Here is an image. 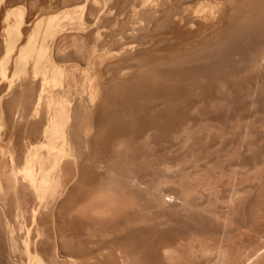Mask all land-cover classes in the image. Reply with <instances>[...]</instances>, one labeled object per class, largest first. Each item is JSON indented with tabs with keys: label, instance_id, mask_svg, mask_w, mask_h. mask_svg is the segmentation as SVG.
Listing matches in <instances>:
<instances>
[{
	"label": "bare ground",
	"instance_id": "1",
	"mask_svg": "<svg viewBox=\"0 0 264 264\" xmlns=\"http://www.w3.org/2000/svg\"><path fill=\"white\" fill-rule=\"evenodd\" d=\"M63 1L60 10L33 20L24 5L6 4L0 233L7 260L264 264V100L250 105L259 89L257 97L264 99V42L251 49L248 74L237 70L241 76L231 77L233 83L254 84L242 91L252 99L250 109L219 104V92L231 79L218 82L215 75L213 89L204 94L205 81L194 83L206 74L196 80L189 69L208 58L202 56L210 50L198 47L207 46L203 40H212L223 21L264 37V0ZM208 30L217 33L206 37ZM241 35L232 40L241 41ZM169 70L183 72L188 82L194 76L189 91L175 83L181 96L174 90L172 96L178 98L168 92L170 98L156 99L151 91L142 97L150 82L165 87L173 81H166ZM126 90L142 91L141 98ZM117 93L131 99L113 100ZM161 134L166 136L158 147L154 137ZM101 139L111 142L107 156ZM98 142L101 147L93 149Z\"/></svg>",
	"mask_w": 264,
	"mask_h": 264
},
{
	"label": "rangeland",
	"instance_id": "2",
	"mask_svg": "<svg viewBox=\"0 0 264 264\" xmlns=\"http://www.w3.org/2000/svg\"><path fill=\"white\" fill-rule=\"evenodd\" d=\"M34 1H35V0H33V2H32V0H21V1H20V0H18V1H17V0H15V1H14V0H0V39H1V40H0V60L4 57V52H5L4 49H5V28H6V21H5V19H6V15H4V14H5V10H6V6H7V5H9V4H13V5H14L15 3L18 4V5H24V6L26 7V10H27L26 12L28 13L27 15H28L29 17L31 16L30 18L33 20V19H36V18L40 17L41 15H44L46 11L49 13V11H50V12H51V11H52V12H53V11L55 12V11H57L59 8L61 9L62 5L65 3L63 0H55V1H54V0H38V1L41 2V3L37 2V0H36L35 2H34ZM51 1H52V2H51ZM167 1H170V0H167ZM171 1L173 2V0H171ZM174 1H175V0H174ZM13 2H14V3H13ZM195 2H196V1L191 2L192 4H190V5H195ZM35 3H36L37 5H34ZM62 3H63V4H62ZM66 3H67V1H66ZM193 3H194V4H193ZM6 4H7V5H6ZM26 4H27V5H26ZM32 4H33V10H32V8H31ZM29 5H30V6H29ZM38 6H39V7H38ZM53 6H54V8H53ZM44 7H46V8H44ZM58 7H59V8H58ZM2 8H3V9H2ZM52 8H53V9H52ZM60 9H59V10H60ZM43 11H44V12H43ZM47 12H46V14H47ZM40 13H42V14H40ZM11 19H12V18H11ZM223 22H224L225 24H223V25H219V24H220V23H219V24L216 26V28H215V30L218 31L219 33L223 32V33L221 34L222 36H221L219 33H217L215 30H214V32H213L212 34H211V33L209 34V32H210V31L212 32V30H208V31L206 32L207 34H206V33L204 34V35H207L206 37H209L208 34L212 37L213 34H215V32L217 33V35L215 34V36L217 37V39L215 38V41L213 40L215 36L212 37V38H213L212 40H209V38H206L207 40H209V44H210V46L212 47V50H213V51H211L210 47L208 46L209 44L206 43V41H207L206 39H205V42H204V40H203V43H204V44H207V46L203 45V47L205 46L204 48H203L202 46H201V47H198L199 50H200V49L203 50V49H205V48L207 47L205 50H207V49H208V51L210 50V51L208 52V55L210 56V54H211L212 57H213V53H216V52H215L216 50H217V53L220 52L221 54H220V55L218 54V55L220 56V59H219V60H218L219 57H218L217 53L215 54V55H217V56H216V57H213V58L207 56V54H206V55L202 54V55H204V56H202V57H205V56L208 57V58H206V59L209 60V61H208L209 63H210V58H212L213 60L211 59V61H212L211 63H212V65L214 64L213 67H215V64L219 61L218 64H220L221 67H223V68L221 69V68H220V65H217V64H216V68H218L219 70H218V69L216 70V68H215V69H212V65H211V63H210V64H209V63H206L207 60H206L205 58H204V59H205L206 61L204 60V61L202 62L203 65L200 63L202 66H200L199 63L196 64L197 67H199L198 70H200V71L202 72V74H201V72H199L198 70L196 71L197 67H196L195 64H194L193 66H195L196 68L192 67V65H191V67L189 68V69H192V73H193V75L195 76L196 80H197L198 78H201L202 76H203V78H204V76H205V74H206V76H205L204 79H201V81H199L200 79H198V80H197L198 83H197L196 81H195V83H194V86L199 87V86H200V83L202 84V83L205 81V83H203L204 85L202 84V85L200 86L201 89L204 88V90H201V91L204 92V94H206V93L208 94V93L210 92V88H211V87H212L211 90L213 89V87H214L213 85H215V83H216V81H215L216 78L213 79V77H214L215 75H216L217 78H218V80L216 79L218 82L220 81L219 79H222V80H223L224 78H227V81L229 82V80L231 79L232 76L235 77V76L238 75V74H236V75L234 74V73L237 72V70L239 71V73H242V74H244V75H245V74H248V68H247V67H249V65H250L249 63H250V61H251V59L249 58L251 55L249 56V53L251 52V49H252V48H254V52H255V47H253V46H257V47H258L259 45H255V43L258 44V43H259V40L261 41L260 44H262V42H264V37H263L262 35H259V34L256 33V32L254 33V31L250 32L251 30L249 31V29H248V31L250 32V34H249V32L247 31V29H245V31H247V32H244V33L247 34V36H248V35L251 36V35L253 34V35L251 36V39H250V37H247V36H246V38H245V37H244V36H245L244 33H243V32H240V30L238 31V30H237L238 28L236 29V27L233 26L234 24H229V25H230V27H229V26L227 25V24H228L227 21H226V22L223 21ZM221 24H222V23H221ZM4 25H5V26H4ZM224 25H225V26H224ZM220 26H221L222 28H220ZM227 26H228V27H227ZM223 27H224V28H223ZM225 27H227L228 31L226 30ZM231 27H232V28H231ZM233 27H234V29H235L234 33H233V31H229V29L234 30ZM219 28L222 29V30H220ZM218 29H219V30H218ZM223 29H224L225 32L223 31ZM241 29H242V28H241ZM226 31H227V32H226ZM235 32H236V33H235ZM238 32L241 33L242 35H241V34H238ZM224 33H225V34L227 33V35H224ZM251 33H252V34H251ZM1 34H2V35H1ZM232 34H234V35H232ZM236 34L242 36L241 39H240L241 41H239V39H237L238 42H236V41L234 42V39L232 40V36H233V37H234V36L236 37ZM254 34H256V35H255V38H254ZM258 35H259V36H258ZM1 36H2V37H1ZM218 36H219V37H218ZM226 36H227L228 38H226ZM220 37H222V38H220ZM223 37H224V38H223ZM235 37H234V38H235ZM237 37L240 38V36H237ZM237 37H236V38H237ZM258 37H259L260 39H259ZM261 37H263L262 40H261ZM204 38H205V37H204ZM229 38H231V39H229ZM243 38L246 39V40H247V38H248L249 40L246 41V42H244V39H243ZM253 38H254V39H253ZM257 38H258V39H257ZM210 39H211V38H210ZM221 39H222V40H221ZM223 39H224V41H223ZM220 40H221V42L223 41V43H221V42L219 43ZM228 40H229L231 43H230ZM257 40H258V41H257ZM210 41H213V42H210ZM217 41H218V43H216ZM249 41H250V43H248ZM192 42H194V41H192ZM2 43H3V44H2ZM187 43H190V42H187ZM195 43H196V42H194V45H195ZM203 43H202V44H203ZM225 43H226V44H225ZM227 43L231 44V48L229 47V44L227 45ZM233 43H234V44H233ZM237 43H238V44H237ZM245 43H247V44H249V45H251V44L253 43V45H251V47H250L249 45H247V44H245ZM202 44H201V45H202ZM214 44H215V45H216V44H222L223 46L220 45L221 47H220V46L218 47V46L216 45V46H217V48H216V47H213V46H215ZM224 44H225V45H224ZM189 45H190V44H189ZM233 45H235L234 48H233ZM243 45H244V46H243ZM2 46H3V47H2ZM190 46H191V48L194 47L193 44H191ZM190 46H189V47H188V45L186 46V48H187L188 51L191 50ZM225 46H226V47H225ZM241 46H242L243 48H242ZM247 46H248V49H247ZM208 47H209V48H208ZM228 47H229L231 50H229ZM245 47H246V48H245ZM188 48H190V49H188ZM198 48H197L196 45H195L194 50H193V48H192V51H195V49L197 50ZM214 48H216V49H214ZM221 48H222V49H221ZM224 48H225V49H224ZM232 48H233V49H232ZM219 49H221V50H219ZM235 49H236L235 52H236V54H237V57H236V54H235V52H234ZM238 49H240L241 51L238 50ZM249 49H250V51L248 52ZM256 49H258V48H256ZM184 50H186V49H184ZM187 50H186V51H187ZM214 50H215V51H214ZM223 50H224V51H223ZM225 50H226V52H229V51H230L229 53H230L232 56H231L229 53H228V54H227V53L225 54ZM228 50H229V51H228ZM242 50H243V51H242ZM246 50H247V51H246ZM188 51H187V52H188ZM192 51H190V52H192ZM252 51H253V49H252ZM190 52H189V53H190ZM210 52H211V53H210ZM212 52H213V53H212ZM222 52H223V55H222ZM254 52H251V53H254ZM203 53H207V51H206V52L203 51ZM251 53H250V54H251ZM215 55H214V56H215ZM224 55H226V56L224 57ZM233 55H234V56H233ZM231 57H232L233 59H232ZM216 58H217V59H216ZM227 58H228V61H229V62L227 61ZM229 58H230V59H229ZM239 58H240V59H239ZM215 59H216V60H215ZM221 59H222L223 61H222ZM242 59H243L244 61H246V62H245L246 64H245V63H242V61H240V60H242ZM249 59H250V61H249ZM214 61H215V63H214ZM236 61H237V62H236ZM221 62H224V63L221 64ZM238 62H240V63H238ZM205 63H206V64H205ZM233 63H234V64H233ZM241 63H242V64H241ZM207 64H208V65H207ZM225 64H228V65H227V68L225 67V66H226ZM236 64H237L238 66H237ZM243 64H244V65H243ZM247 64H248V66H247ZM209 65H210V68L207 67V66H209ZM222 65H224V66H222ZM230 65H231V66H230ZM235 65H236V67H235ZM205 66H206V67H205ZM218 66H219V67H218ZM233 66L236 68V70H235V68H234ZM204 67H205L207 70H206ZM232 67L234 68V70H233ZM193 68H194L195 70H194ZM201 68H202V70H201ZM203 68H204V69H203ZM208 68H209L210 70H209ZM246 68H247V69H246ZM220 69H221V70H220ZM193 70H194V71H193ZM205 70H206L207 72H205ZM211 70H212V71H211ZM213 70H214V71H213ZM215 70H216L217 72L219 71V73H217ZM222 70H224V71H222ZM166 71H167V70H166ZM169 71H170V70H169ZM190 71H191V70H190ZM195 71H196L197 73H195ZM208 71H209V72H208ZM210 71H211V72H210ZM235 71H236V72H235ZM167 72H168V71H167ZM170 72H171V71H170ZM170 72H169V73H170ZM174 72H175V73H174ZM174 72H173V73L171 72L172 76H171V74H169V76H171V77H169V79L166 78V81H167V80L170 81L171 78H172V79L175 78V77L177 78V76H179V79L181 78V79H180L181 81H180L179 79H176V78H175L176 80L173 79V81H170L169 84L171 85L172 88L174 87L173 89H172V88L170 87V85L168 84V81H167V83L164 84V85H166L165 87H164V86H161V85H159V84H157V82L159 83L160 81L154 82V85H153V86H154L155 88L152 87V86H151L152 88L150 87V84L153 83V82H150V84H149V86H148L149 88L147 87V85H145V88L147 87L148 89L145 90V91H147L146 93H145V92L142 93V97L144 96L145 98H149L150 95H148V94L150 93V91H151V93H152L153 95L155 94V95H154V98H156V99L162 98L163 96L165 97V96H167V95L169 96L168 92L171 93L170 96L173 97V96H175V95L172 96V92H173V90L178 86V85H176L177 83H179V86H180V87H182L181 85H183L184 88H187V87H188L187 89H188V91H189L190 85L192 86V85H193L192 83H193L194 80H195V78H193L194 76L191 74V72H189L188 74H189V75H192V76H188V75H187L188 78L191 77V79H189L190 82H188V79H187V80L185 79L186 76L184 75L183 72H182V73H183L182 76H185L184 78H183L182 76H180V73H181L180 71H178V70H177V71L174 70ZM177 72H178V73H177ZM179 72H180V73H179ZM220 72H221V73H220ZM222 72L224 73L225 76L222 75V74H223ZM182 73H181V74H182ZM198 73L201 74V75H199ZM204 73H205V74H204ZM216 73H217L218 75H217ZM231 73H232V75L230 76L229 74H231ZM173 74H174V76H173ZM176 74H177V76H175ZM185 74H186V72H185ZM197 74L199 75L198 77H197ZM209 74L212 75V78H211V76L208 77ZM233 74H234L235 76H234ZM220 75H221V78H219ZM200 76H201V77H200ZM216 76H215V77H216ZM227 76H228V77H227ZM240 76H241V74H240L239 76H237V78L240 77ZM222 77H223V78H222ZM186 78H187V77H186ZM192 78H193V79H192ZM207 78H208V79H207ZM209 78H210V79H209ZM228 78H229V80H228ZM235 78H236V77H235ZM172 79H171V80H172ZM212 79H213V80H212ZM174 80H175V81H174ZM191 80H193V81L191 82ZM202 80H203V82H202ZM177 81H178V82H177ZM186 81H187V84H185ZM206 81H209V82H206ZM211 81H212V82H211ZM213 81H215V82L213 83ZM232 81H233V80L231 79L230 82L227 83V84L232 85V83H233ZM240 81H241V80H240ZM163 82H165V79H164ZM172 82H173L174 84H175V83H176V84L172 86V84H173ZM181 82H182V84H181ZM238 82H239V81L234 82V83H235V84L233 83L234 86H233V85H232V86L226 85V86H225V90L223 89L225 92H224L223 90H221V91L219 92V93H220V94L218 95V98H219V99H218V100H219V104H220V103H226V102H229L230 105L232 106V110H233V109H234V110L237 109L238 111H242V110H244V109H246V108H249V109H250L251 107L249 106V104H250V102H251L252 99H251V97H250V99H251V100H250L249 97H247V98L250 100V102H248V101H247V98H246V94H245V96H244L243 93H244V91H245L246 89H248V88L250 89V86H251L253 83H251V82H247V83H248V84H247V83L241 81V83H242L243 85L239 82V85H240V86H239V85H238ZM0 83H1V84H0V88H3L4 85L6 84V82H3V79H2L1 77H0ZM190 83H191V84H190ZM196 83L199 84V85H197ZM206 83H207V84H206ZM212 83H213V84H212ZM249 83H250V86H249ZM155 84H156V85H159V86H156ZM161 84H163V83H161ZM209 84H211V85H209ZM246 84H247V85H246ZM167 85H168V87H167ZM187 85H188V86H187ZM207 85H208V86H207ZM253 85H254V84H253ZM253 85H252V86H253ZM1 86H2V87H1ZM160 86H161V87H160ZM175 86H176V87H175ZM179 86H178V87H179ZM210 86H211V87H210ZM235 86H236V87H235ZM243 86H244V87H243ZM159 87H160V88L163 87V91H165V93H164ZM178 87H177V88H178ZM183 87L180 88V89L184 91ZM207 87H208V88L210 87L209 90H208ZM230 87H231V88H230ZM237 87H238V88H237ZM166 88H167V89H166ZM226 88H227V89H226ZM239 88H240V89H239ZM171 89H172V91L170 92ZM178 89H179V88H178ZM178 89H175V90L177 91ZM187 89H186V90H187ZM206 89H207V90H206ZM232 89H235V90H232ZM242 89H243V90H242ZM249 89H248V90H249ZM257 89H258V88H257ZM1 90H2V89H1ZM1 90H0V91H1ZM153 90H154V91H153ZM157 90H158V92H157ZM175 90H174V91H175ZM248 90H246V91H248ZM251 90H252V89H250V91H251ZM128 91H129V90H126L127 93H128ZM148 91H149V93H148ZM161 91H162L163 93H162ZM166 91H167V94H166ZM176 91H175V94H176L177 96H181V95L178 94L179 92L177 93ZM178 91H179V90H178ZM242 91H243V93H242ZM250 91H249V93H250ZM129 92H132V91L130 90ZM141 92H142V91H140V92H135L136 94H134V92L131 93V94H134V98H133V99L141 98L140 95H139V94H141ZM153 92H154V93H153ZM155 92H156V93H155ZM159 92H160L161 94H160ZM227 92H229L230 95H232V94L234 93L232 96L229 95V98H230V99H228V97H227V96H228V95H227ZM259 92H260V89H259L257 95H259ZM127 93L124 94L125 96L122 95V97H121L120 93H119L120 96H119L118 93H117L118 97L116 98V96L114 95V96H113L114 98H112V99H113V100L115 99L116 101H117V99H118L119 101H121V99H124L123 97H125L126 99H127V98L131 99V97H126V96H128V94H129V93H128V94H127ZM137 93H138V97L135 96V95H137ZM144 93H145V94H144ZM147 93H148V94H147ZM151 93H150V94H151ZM157 93H158V94H157ZM182 93L184 94L185 92H182ZM239 93H242V96H241V94H239ZM245 93H246V92H245ZM260 93H261V92H260ZM131 94H129V95H131ZM143 94H144V95H143ZM159 94H160V95H159ZM164 94H165V95H164ZM173 94H174V93H173ZM180 94H181V93H180ZM225 94H226L227 96H226ZM236 94H237V95H236ZM247 94H248V93H247ZM153 95H152V96H153ZM156 95H157V96L159 95L160 97L158 96V98H157ZM161 95H162V96H161ZM220 95H222V96H220ZM235 95H236V96H235ZM250 95H252V94H250ZM257 95L255 94L257 100L253 99L254 101H252L250 105H252V103L255 102L256 105L258 104V106H259V104H261V102L264 100L263 98H262V99H259V98H258L259 96H261V94H260L258 97H257ZM131 96H132V95H131ZM168 96H167V97H168ZM177 96H175V98H178ZM182 96L185 97V95H182ZM219 96H220V97H219ZM243 96H244V97H243ZM248 96H249V95H248ZM263 96H264V92H263ZM120 97H121V98H120ZM223 97H224L225 100L223 99ZM232 97H233V98H232ZM252 97H253V96H252ZM145 98H144V99H145ZM152 98H153V97H152ZM168 98H170V97H168ZM179 98H180V97H179ZM226 98H227L228 100H226ZM237 98H239V100H240V98H241V101L236 100ZM259 100H261V101L259 102ZM221 101H223V102H221ZM233 101H234V103H236V101H237V103L234 104ZM244 101L247 103L248 106L246 105V103H244ZM257 101H258V103H257ZM231 102H232V103H231ZM229 103H227V105L225 104L226 107L228 106ZM239 103H240V104H239ZM243 103H244V104H243ZM233 104H234V106H233ZM237 104H238V105H237ZM222 105H224V104H221V106H222ZM225 105H224L223 107H225ZM237 106H238V107H237ZM239 106H240V107H239ZM223 107H220V108H223ZM228 107L230 108V106H228ZM236 107H237V108H236ZM241 107H242V108H241ZM243 107H244V108H243ZM255 107H257V106H255ZM239 108H241V110H240ZM230 109H231V108H230ZM249 109H247V111H248ZM232 110H231V111H232ZM237 110H235V111H237ZM235 111H233V112H235ZM222 115H223L222 113L219 114L220 117H222ZM219 116H217V117H219ZM119 123H120V121H119ZM109 133H110V132H108L107 136H108V138H110L109 141H111V137H109V136L112 135V132H111L110 135H109ZM162 136H163L164 139H165V136H166L165 134H161V136L157 135V136L154 137V140L156 141L155 143L157 144V141H158V143H159V144L157 145L158 147H160V146H159V145H160V142H162V141H161V140H162ZM105 138H106V139H105ZM108 138L105 136L104 139H103V138H102V139H103L104 142H105V140L107 141ZM157 138H158V140H157ZM102 139H101V141H99L100 144H102V143H101V142L103 141ZM160 139H161V140H160ZM19 140H20V139H19ZM159 140H160V141H159ZM20 141H21V140H20ZM99 142H98V144H95V145H97V147L93 145V146H94L93 149L96 148L95 150H97V149H99V147H101V146H99ZM106 143L108 144V146H109L110 148L107 147V144H105V143L102 144V145H103V146H102V147H103V148H102V149H103L102 152H103L104 154H102V153H101V154H102L103 156H105V155L107 156V153H108V152L105 154L104 151H106L108 148H109L108 151H111V142H109V143L106 142ZM109 144H110V145H109ZM157 146H156V149L158 148ZM174 148H175V147H174ZM174 148H172V149H173V150H176V149H174ZM104 149H105V150H104ZM158 149H159V148H158ZM158 149L155 150V151H158ZM172 152H173V151H172ZM172 152H170V153H172ZM156 153H157V152H156ZM160 153H161V152H160V150H159L158 153H157V155L159 154L160 156L163 157V156H164V155H163L164 153H163V154H160ZM109 154H110V153H108V155H109ZM159 155H158L157 157H160ZM4 244H5V242H4V240H3V235L0 233V264H1V262H2V264H7V261L10 260V259L7 260L9 257H7V256H8V253H6V252H7V247H6V245L4 246ZM5 248H6V250H5ZM4 250H5V251H4ZM3 251H4V252H3ZM6 254H7V255H6ZM4 260H5V261H4ZM9 263H10V261L8 262V264H9ZM10 264H13L12 261H11Z\"/></svg>",
	"mask_w": 264,
	"mask_h": 264
}]
</instances>
